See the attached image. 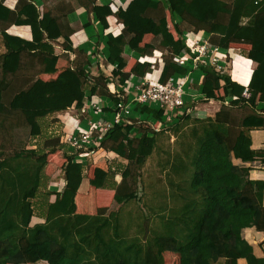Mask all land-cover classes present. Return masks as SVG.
Here are the masks:
<instances>
[{
	"label": "trees",
	"instance_id": "trees-1",
	"mask_svg": "<svg viewBox=\"0 0 264 264\" xmlns=\"http://www.w3.org/2000/svg\"><path fill=\"white\" fill-rule=\"evenodd\" d=\"M133 2L143 7V14L155 22L157 46L167 52L162 58L160 81L186 73L185 67L173 61L185 44L169 30L166 7L192 30L209 33L208 40L215 46L228 48L232 41L250 45L244 54L256 62V67L247 83L248 90L252 91L248 97L242 95L244 85L229 76L219 75L212 66L197 65L203 73L201 92L204 99L223 103V95L231 96L228 105L242 109L238 121L225 122L184 113L165 130L144 128L139 130L138 137L131 136L134 123H118L110 129L104 141L115 142L112 150L127 160L120 172L123 181L129 165L142 167L145 164L153 153L159 133L171 129L181 134L179 152L172 161H164L160 167L172 186L170 195L175 204L171 206L166 201L160 206L154 213L157 217L150 220L152 227L145 224L147 230L143 237L121 228L122 204L136 195L132 190H119L121 181H115L117 171L111 166H95L89 184L114 190L113 202L118 204L117 209L101 207L95 214L78 213L75 196L84 177L85 164L74 160L78 152H70L67 145L60 144L59 136L46 137L40 146L18 147L10 156H3L0 147V264L39 261L46 264H165V254L171 245L177 257L176 264H238L239 258H244L246 264H264V256L257 257L241 235L246 227L264 230V180L250 179L251 167L234 163V159H238L241 162L258 160L264 164V149H253L250 135L252 129H264V110L255 107L257 94L264 97V0ZM78 7L91 12L103 26L109 15L122 23L119 34L104 36V59L99 56L92 63L89 58L95 57L97 51L74 48L70 39L73 31L68 30L63 33L62 47L67 53H73V58L55 78L43 80L35 76L25 87L8 95L6 101L5 92L22 85L24 77L13 80L6 90L0 91V113L4 116L12 112L21 114L30 135L36 137L42 134L41 119L71 106L80 110L88 94L107 99L113 105L122 100L128 104L132 117L162 122L161 108L117 96L108 88L110 83L122 86L131 76L140 78L152 71L149 61H136L126 70L130 58L126 46L141 56H150L156 48L152 43L141 45L137 14L122 7L112 11L109 4L98 5L95 0H73L69 10ZM0 19L29 25L32 33L27 40L0 31L3 72L16 75L23 55L31 60L34 58L41 65V72H56L60 56L53 42L58 35L49 27L52 19L49 13L40 17L33 0H18L15 10H10L0 0ZM91 64L99 70L97 75L89 73L90 68L86 66ZM107 65L114 67L111 76L100 67ZM224 77L228 78V83L221 85L220 79ZM220 89L223 95L218 94ZM118 90L121 91V87ZM109 106L102 111H111L112 106ZM57 150L64 152L68 165L63 175L64 186L59 192H53L47 188L45 168L47 156ZM35 215L43 218V222L31 225Z\"/></svg>",
	"mask_w": 264,
	"mask_h": 264
},
{
	"label": "crops",
	"instance_id": "crops-1",
	"mask_svg": "<svg viewBox=\"0 0 264 264\" xmlns=\"http://www.w3.org/2000/svg\"><path fill=\"white\" fill-rule=\"evenodd\" d=\"M73 0H33L34 5L39 11V16L41 17L43 13H49L52 19L49 22V27L56 33L58 36L53 42L55 52L60 56L59 62L57 64V70L53 73L41 72L40 69L36 71L39 78L43 80H49L56 77L58 72H60L63 67L68 64V61L71 60L74 56L71 52H66L62 47L63 43V33H67L68 30L72 29V34L70 39L72 41V46L77 49L84 50L86 52L97 51L96 58L91 56L89 59L94 63V59L97 60V57L101 56L104 58L106 55V47L104 45L103 38L106 34L111 33L117 35L122 31L123 25L120 23L114 15H109L105 18L106 26L101 24V21L93 16V14L88 12L84 7L74 8L69 10L72 5ZM95 3L98 5L109 4L112 11H115L118 7L125 8L130 12L136 13L137 18V30L142 33V42L141 45L145 43H152L155 45L153 52L157 51L159 53L164 52L163 49L157 46L158 37L154 33L155 22L150 19L148 16L144 15V8L135 4L133 0H95ZM18 4V0H3V5H5L10 10H15ZM166 19L168 28L175 38L187 35L189 33H196L198 37H209L210 34L204 30L194 31L191 28L187 29L181 27L182 19L180 16L175 15L169 11L166 7ZM5 31L8 34L21 37L23 39L30 40L32 37L31 29L29 25L25 24H15L13 22H6L0 19V31ZM44 36L47 37V32H43ZM179 34V36H178ZM156 43V44H155ZM250 48L248 43L242 41H232L229 43L228 48H222L223 51H228V54L225 58L230 68L231 79L246 85L249 81L250 75L253 69L256 67V62L245 56L244 52ZM188 49V48H187ZM3 51V46L0 42V53ZM125 51L129 54V62H132L133 65L136 61H141L140 58L147 57L141 56L138 53L133 52L128 46L125 47ZM32 53V52H30ZM24 56L21 58L24 60ZM151 56V55H150ZM155 56V55H154ZM161 56H159L160 58ZM99 59V58H98ZM224 60V59H223ZM1 61V58H0ZM36 62L40 65L34 58L31 60V64ZM151 61V60H150ZM34 62V63H35ZM152 62V61H151ZM31 66V68H36ZM91 64L88 67L90 68L89 73L92 75H97L98 71ZM154 75L159 74L162 66V58L158 62ZM129 65V70L131 67ZM103 72H111L114 69L112 65H107L110 69L107 71L103 66H100ZM40 71V72H39ZM189 84L185 87L187 91L186 98L189 100L188 104L190 110L188 114L203 118L211 117L212 119H219L221 121L229 122L230 119L233 121H238V117L241 115L242 109L239 107H232L228 105V102L232 99L231 96L223 95V89L218 91L219 95L224 96V101L220 100H206L203 97L201 92V81L203 78V73L201 70L193 71L189 77ZM228 78L224 77L220 79L221 85H226L228 83ZM92 99L95 96H91ZM223 104V107H222ZM256 109L259 111L264 110V97L260 98L257 94L255 98ZM188 105V106H189ZM56 116L59 118L62 123L63 131L70 132L72 127V115L67 113V115H60L59 112H56ZM251 135V147L253 149H264V129H252L250 131ZM107 141V140H105ZM106 147V143L105 146ZM102 147L98 151H103L101 155L95 157L96 153L84 157V161H99V158L106 154V158L111 156L110 154L116 153L109 149ZM103 148L106 150H103ZM95 155V156H94ZM4 156V155H3ZM120 157V156H118ZM122 158V157H121ZM47 165L45 168V174L48 177L47 188L53 192H59L65 184L64 171L68 165V159L65 157L64 153L61 150H57L53 154L47 156ZM234 163L240 166H249V178L250 179H263L264 180V164L255 160L253 162H241L238 159H234ZM94 169V168H93ZM86 171V170H85ZM92 173L89 172L88 176H84L83 180L77 190L75 196L76 203V212L85 213V214H95L98 209L101 207H110L113 201L114 190L112 189H103L96 188L89 184V179L92 177ZM264 201V200H263ZM43 222V218L35 215L31 219V225L34 223ZM241 235L246 241L253 247V253L257 257L264 256V230H259L252 227H246L241 230ZM166 255V254H165ZM176 257V255H174ZM238 264H246L244 258H239L237 260ZM34 264H46L44 261H39Z\"/></svg>",
	"mask_w": 264,
	"mask_h": 264
},
{
	"label": "rangeland",
	"instance_id": "rangeland-1",
	"mask_svg": "<svg viewBox=\"0 0 264 264\" xmlns=\"http://www.w3.org/2000/svg\"><path fill=\"white\" fill-rule=\"evenodd\" d=\"M181 27H185L187 29L191 28V26L186 23H182ZM166 54L167 52L165 50L162 53L155 51L152 52L151 56H147L145 58L152 61L151 69H156L158 68L157 66H159L158 62L160 61V58H163ZM159 56L161 57L159 58ZM30 61V57L24 56V60L21 59V67L19 71L16 72V75L8 71L3 72L0 65V91L6 90L8 85H10L13 80H16L17 77H24V80H22L24 81L22 85H18V87H15V89H10L8 90V92H5L4 99L8 98V95L12 94L14 90H19L20 88L25 87L27 85L26 83L35 76L38 77L36 71L41 68V65H38L34 61L37 66L36 68H31V66H35V63L33 62V64H31ZM131 63L132 62H129L128 60L126 69H128L129 65L132 66ZM105 69L107 71L110 70L108 67H106ZM104 73L108 76H111V72ZM108 88L111 90V92L117 93L118 89H120V85L115 86L114 84L110 83L108 85ZM89 98L91 99L92 97L90 96ZM5 100L7 101V99ZM91 103L94 109L96 108L95 106L98 105H100L102 108L108 107L109 105L112 107L117 106L111 104L107 99L103 100L101 97L97 96H95V98L91 100ZM190 106L191 105L187 107L188 111L190 110ZM1 108L2 103L0 102V110ZM58 112L60 115L63 116L69 113L70 115L78 119H80L82 115H84L80 110L74 108L73 106ZM126 119L129 120V123H134L135 125V127L131 130L132 137H138L139 130L141 129L150 128L155 130L157 129V131H160L162 129L165 130L169 125L175 122V119L174 121H166L164 123L167 125L161 128L160 122L156 120L142 121L139 117H132L130 114L128 117H126ZM40 122L42 124V134L36 137H32L30 135V129L25 124L24 118L21 114L12 112L4 116L0 113V147H2L4 156L12 155L15 151L19 149L18 147H22L24 145H27V148L40 146L42 142L46 139V137L59 136V143L62 144L60 142V139L65 136L66 133H70L63 131L62 123L56 116V112L47 116L44 119H41ZM72 128L74 129V126ZM69 135H71V133ZM180 141L181 134H179L178 132L175 134L171 131V129L167 130L166 132L164 131L162 133H159L157 135V144L153 150V153L146 159L145 164L142 167H138L134 164L129 165L128 174L124 178V181L121 180L120 172L125 167L127 160L118 157L117 154H110L111 156H109V158H106V153L99 158V161H83V156L78 158L80 161L85 163L84 176H88L89 172L92 173V170L95 166H101L105 168L111 166L113 170L117 171L114 177L115 181L117 183L121 181L119 190L134 191L136 195L135 198L129 199L127 202L123 203L121 207V211L124 215L122 219L121 228L124 232L128 229L129 232L133 235L138 234L143 237L144 230L145 232L147 230L145 224L148 223L149 226L153 224V222L150 220H153V218L157 217L156 215H154V213L160 210V206L164 205V202L166 201H168L169 205L171 206L175 204L173 203V197H171L170 195V193H172L173 191L172 186L169 185L168 179H166V172H161L160 167L162 164H164V161H172L174 159L176 153L179 152ZM105 143L106 147H104ZM114 146H116V143L113 142L111 139L107 141L102 140L99 146H96V148H94V150H97V153L94 151L92 152L96 153V156L94 155L95 157H98V155H101L103 152H99V149L104 147L109 150L112 149ZM104 148L103 150H105ZM92 152H90L89 155H93L94 153ZM89 155L85 157H88ZM110 207L113 209H117L118 204H115L112 201ZM174 255L175 252L173 251V245H171L166 251L165 264H176L177 257H175Z\"/></svg>",
	"mask_w": 264,
	"mask_h": 264
},
{
	"label": "built area",
	"instance_id": "built-area-1",
	"mask_svg": "<svg viewBox=\"0 0 264 264\" xmlns=\"http://www.w3.org/2000/svg\"><path fill=\"white\" fill-rule=\"evenodd\" d=\"M182 39L185 47L182 52L173 57V61L185 67L186 73L183 75L174 74L165 81H160L159 74L154 75L156 69L152 68V71L143 77L131 76L120 86L121 91L118 90L116 93L117 96H126L130 100L148 105L154 104L161 108L164 118L162 122L159 121L161 128L167 125L164 122L173 121L176 117L188 113L189 100L186 98L188 90L185 87L189 84V75L198 69V64L212 66L216 73L229 76L231 79L230 68L225 60L228 51L224 52L222 48L211 44L207 37H198L196 33L191 32L182 36ZM141 61L151 62L142 59ZM251 92L248 90V85H244L242 95L248 97ZM89 97L87 94L80 108L84 115L80 119L72 117L74 129L71 127V135L66 133L60 139L62 144L69 145L70 152H78L75 161H80L79 157L83 156L84 158L92 151L96 152L97 150L94 148L99 146L115 124L129 123V120L126 119L130 114L128 104L123 103L122 100L115 103L114 105L117 106L112 107L111 111L104 112L100 105L95 106L94 109L91 103L92 98Z\"/></svg>",
	"mask_w": 264,
	"mask_h": 264
}]
</instances>
